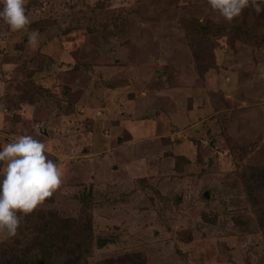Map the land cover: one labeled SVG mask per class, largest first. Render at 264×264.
<instances>
[{
	"label": "rangeland",
	"instance_id": "rangeland-1",
	"mask_svg": "<svg viewBox=\"0 0 264 264\" xmlns=\"http://www.w3.org/2000/svg\"><path fill=\"white\" fill-rule=\"evenodd\" d=\"M25 8V29L0 20V145L33 136L63 177L0 238V264H264V11ZM50 219L70 238L47 250Z\"/></svg>",
	"mask_w": 264,
	"mask_h": 264
},
{
	"label": "clouds",
	"instance_id": "clouds-1",
	"mask_svg": "<svg viewBox=\"0 0 264 264\" xmlns=\"http://www.w3.org/2000/svg\"><path fill=\"white\" fill-rule=\"evenodd\" d=\"M211 10L227 22L251 7L257 14L264 11V0H207ZM26 0H0V20L13 32L30 23L26 15ZM204 18L200 17V22ZM38 32L28 39L33 46ZM0 238L17 235L22 215L32 213L51 197L62 183L63 172L49 158L45 143L31 135L22 134L0 145Z\"/></svg>",
	"mask_w": 264,
	"mask_h": 264
},
{
	"label": "trees",
	"instance_id": "trees-1",
	"mask_svg": "<svg viewBox=\"0 0 264 264\" xmlns=\"http://www.w3.org/2000/svg\"><path fill=\"white\" fill-rule=\"evenodd\" d=\"M261 221V220H260ZM38 235V242H41V245H48L47 250L54 249L56 247V240H61L59 244L64 245L67 241H69L70 236L68 235L69 230L63 229L59 230V226L53 221L49 220L47 224L44 226V229L42 231L37 232ZM59 233H62L61 235ZM58 244V245H59ZM75 247L77 249H80V244L76 243ZM73 262H75V257L71 259ZM38 264H48L47 260L46 262H39Z\"/></svg>",
	"mask_w": 264,
	"mask_h": 264
}]
</instances>
